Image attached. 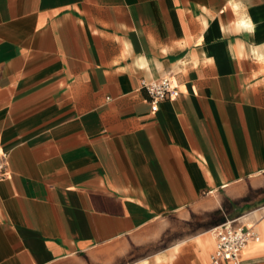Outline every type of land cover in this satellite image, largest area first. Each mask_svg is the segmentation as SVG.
I'll list each match as a JSON object with an SVG mask.
<instances>
[{"label": "crops", "instance_id": "obj_1", "mask_svg": "<svg viewBox=\"0 0 264 264\" xmlns=\"http://www.w3.org/2000/svg\"><path fill=\"white\" fill-rule=\"evenodd\" d=\"M0 148V264H264V0H0Z\"/></svg>", "mask_w": 264, "mask_h": 264}, {"label": "built area", "instance_id": "obj_2", "mask_svg": "<svg viewBox=\"0 0 264 264\" xmlns=\"http://www.w3.org/2000/svg\"><path fill=\"white\" fill-rule=\"evenodd\" d=\"M141 85L150 96L153 112L159 110L161 102L180 95L178 84L174 76L170 74L151 82L143 80ZM8 159L9 152L0 148V181L9 178ZM216 233L218 243L214 254L211 256L210 264H220L223 261L239 264L241 253L247 244L256 237V233L252 227H234L231 224L216 228Z\"/></svg>", "mask_w": 264, "mask_h": 264}]
</instances>
